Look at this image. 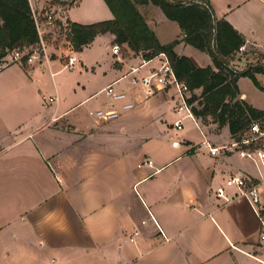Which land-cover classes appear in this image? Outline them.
<instances>
[{"label": "crops", "instance_id": "crops-1", "mask_svg": "<svg viewBox=\"0 0 264 264\" xmlns=\"http://www.w3.org/2000/svg\"><path fill=\"white\" fill-rule=\"evenodd\" d=\"M208 1L264 63V0ZM36 3L32 11H49L46 1ZM136 6L161 44L178 40L179 56L214 67L159 7ZM113 19L104 0H78L68 11L69 22L84 25ZM115 44L110 33L81 52L55 44L39 62L0 71V264H264V172L235 152L193 150L230 144L229 127L212 124L213 133L183 119L174 91L149 96L133 80L159 68L160 58L144 66L126 44V55H114ZM70 55L78 60L73 71L65 68ZM246 79L239 99L264 111V92L250 79L245 90ZM109 86L125 100L111 98ZM127 103L133 108L122 110ZM98 110L121 115L101 120ZM179 119L182 130L173 126ZM133 159L153 166L132 169ZM233 174L259 184L260 217L233 200L236 190L226 186Z\"/></svg>", "mask_w": 264, "mask_h": 264}, {"label": "trees", "instance_id": "trees-1", "mask_svg": "<svg viewBox=\"0 0 264 264\" xmlns=\"http://www.w3.org/2000/svg\"><path fill=\"white\" fill-rule=\"evenodd\" d=\"M73 6L77 0H70ZM114 15L113 20L84 25L71 22V43L76 52L83 51L98 36L110 33L116 44H126L144 60L165 54L178 78L184 82L191 96L188 104L193 115L202 120L210 118L219 129L225 126L233 140H241L253 121L264 117L258 110L239 99L238 82L249 78L261 91L257 79L264 75V63L249 64L240 71L232 64L244 37L226 20L216 18L208 0H104ZM159 7L166 18L181 28L183 42L207 53L214 67L198 68L194 62L175 52L179 41L160 43L137 9V3ZM39 43L33 11L29 0H0V60L14 50H29ZM26 63V58L22 60ZM202 90L201 95L195 93ZM198 103L201 109L194 106Z\"/></svg>", "mask_w": 264, "mask_h": 264}, {"label": "built area", "instance_id": "built-area-1", "mask_svg": "<svg viewBox=\"0 0 264 264\" xmlns=\"http://www.w3.org/2000/svg\"><path fill=\"white\" fill-rule=\"evenodd\" d=\"M41 0H29V2H39ZM46 1L49 11L46 13H37L33 11L36 27L39 34V43L29 50H14L10 56L9 63L2 66L1 70L13 65L20 63L26 58V64H33L39 62L47 56V49L49 46L54 45L53 42H58L64 39L68 47H72L71 43V22L68 20V11L70 9V0H44ZM52 37V41L50 38ZM54 37V38H53ZM56 37V38H55ZM246 51V46L240 47L238 53ZM114 55L119 56L121 54V45L115 44L112 47ZM160 58L159 68L152 69L149 74L134 78L133 83L140 85L145 89L149 96L156 94L157 92L174 91L175 92V107L174 111L176 114L181 115L183 119H191L195 122L196 126L201 129L199 121L193 115L192 106L188 104V99L191 96V92L188 86L178 80L176 77L169 60L165 54H160L154 59ZM152 60H145L143 65L146 66L151 63ZM78 60L76 55L67 56L65 62V68L74 69ZM0 70V71H1ZM138 69L131 71V74L136 73ZM108 95L117 101L125 100L126 96L122 93L116 92L112 86L106 89ZM53 103L56 101L55 98H45V102ZM133 108V104L127 103L122 106V110H130ZM94 115L101 120H113L120 117L121 112L118 110H111L109 112H103L98 110ZM183 119H179L173 124L177 130H182ZM250 134L252 139L242 138L241 140H233L230 144L222 147H213L208 142H203L199 146L193 148V150L201 149L205 147L209 150L212 156H218L221 152H235L243 159L251 161L259 170L264 172V117L259 120L253 121L248 131L244 134ZM258 141L262 143L258 144ZM176 145V144H175ZM145 165L150 167L153 166L152 160H144L139 164V168H143ZM226 186L234 188L236 190V197L233 200L244 199L249 203L253 211L257 216H261V192L259 184H257L251 177L244 174H233L226 180ZM221 196V195H220ZM139 233L135 232L134 236ZM134 241V238L130 239ZM261 241L264 243V231L261 234Z\"/></svg>", "mask_w": 264, "mask_h": 264}, {"label": "rangeland", "instance_id": "rangeland-1", "mask_svg": "<svg viewBox=\"0 0 264 264\" xmlns=\"http://www.w3.org/2000/svg\"><path fill=\"white\" fill-rule=\"evenodd\" d=\"M33 5H34L35 9L38 7V3H36V2H34ZM49 38H50V41L53 40L52 37H49ZM53 43H55L57 45H61L62 44L63 46H68L67 43H65L64 39L59 40L58 42H53ZM99 48H100L99 45H97V49H99ZM121 48H122V51H121L122 52V55L123 56L126 55L127 50L125 49V47L123 45H121ZM9 60H10V56H6L5 58H3V59L0 60V70H1V68H2L3 65L9 63ZM259 62L262 63L263 62V59L260 58L258 56V54H255V53L250 54L247 51V49H246L245 52H243V53H237L236 54L234 60L232 61V64L234 65V67H236V68L238 67L237 68L238 70H244L249 64H256V63H259ZM69 71H73V70H70L69 69ZM101 81H102V78L100 77L99 80H98V83H101ZM262 81H263V84H264V78H262ZM242 86H243V88L245 90L246 89H249L250 86L253 87V85H252V83H251V81L249 79H246L243 82ZM261 104L264 105V98L263 97L261 99ZM194 106H196L197 108L201 109V107L198 106V103L194 104ZM198 120H199L200 124L204 127V129H207V130H209L210 132H213V133H218V129L215 128V127H212V124L213 123H212V120L210 118H207L206 120H202V119H198ZM187 122H189V121H187ZM185 127H186V124H185ZM179 132H181V131H179ZM179 132H176V135L179 134ZM242 138L243 139L244 138L252 139V136L250 134H247V135H244ZM257 143L260 144V143H262V141H258ZM137 162L138 163H141L139 161H136L135 159H133V161H131L130 166H131L132 169H135L136 168ZM143 168H144L145 171H147L148 170V165H145Z\"/></svg>", "mask_w": 264, "mask_h": 264}]
</instances>
